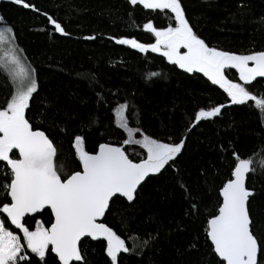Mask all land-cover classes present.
Masks as SVG:
<instances>
[{
  "label": "trees",
  "instance_id": "16d2710c",
  "mask_svg": "<svg viewBox=\"0 0 264 264\" xmlns=\"http://www.w3.org/2000/svg\"><path fill=\"white\" fill-rule=\"evenodd\" d=\"M40 12L15 5L11 0H0V15L15 26V42L24 59L35 68L40 84L38 94L31 101L27 113L30 123L40 126L41 112L51 103L60 109L57 116L61 126L67 123L68 134L57 130V167L71 174L80 170L72 147L77 133L86 135L87 150L99 143L110 142L123 146L130 158L139 159L145 154L135 144L124 145L127 135L115 124L113 111L118 103L129 100L132 107L127 113L129 127L140 128L143 134L152 135L163 142L172 137L178 142L187 136L183 154L178 157L175 169L166 166L162 174L147 179L136 201L129 204L124 198L111 203L102 222L112 227L131 247L137 237L146 233L159 236L142 255L124 254L120 264H216L210 256V241L206 240L207 219L218 208L219 187L230 173L233 151L241 157H251L257 167L264 160V120L254 103L229 105V98L202 73H186L169 64L166 58L150 50L145 53L128 45L115 43L110 37L136 38L140 43H154L155 37L143 28L151 21L163 28L172 23L167 11L133 6L129 0H27ZM190 24L209 46L246 54L264 49V27L257 30L251 23L264 17V0H244L251 15L241 22L233 14L241 0H181ZM47 12L58 20L68 35H59L50 25ZM174 26V25H173ZM94 36V40L85 37ZM152 72L161 78L151 77ZM79 73H90L96 83L82 79ZM229 79L238 81L235 69H226ZM264 94V78H257L251 89ZM13 91L12 83L0 70V106H6ZM100 92L108 101L98 104L95 93ZM116 94V95H113ZM221 104L229 105L212 120L201 121L186 131L200 108L208 109ZM51 111V109H49ZM75 112L80 119L65 121L64 114ZM98 123L87 126L89 115ZM140 133L134 135L140 137ZM256 155H252L253 152ZM13 158H17V153ZM5 162H0V168ZM204 173L202 175L201 173ZM184 182L192 199L199 204V213L188 215L192 200L179 184ZM10 182L0 173V201L4 187ZM250 187L257 195L251 203V215L264 232V176L251 178ZM2 206V205H0ZM50 210L27 217L25 225L34 229L36 220L50 226ZM14 229V226H11ZM19 233V232H18ZM196 247L193 248L192 245ZM88 264H111L106 255V242L83 240ZM47 264H58L54 254H48ZM31 264H43L34 254Z\"/></svg>",
  "mask_w": 264,
  "mask_h": 264
},
{
  "label": "snow or ice",
  "instance_id": "6c2138e0",
  "mask_svg": "<svg viewBox=\"0 0 264 264\" xmlns=\"http://www.w3.org/2000/svg\"><path fill=\"white\" fill-rule=\"evenodd\" d=\"M11 2L40 12L27 0ZM129 3L142 5L148 10L167 11L172 23L163 28L155 27L151 21L143 25L146 31L154 35V43H140L136 38L127 37L110 39L141 53L149 50L159 53L169 64L186 73H202L212 85L226 93L229 105L254 103L264 120V94L258 98L250 90L257 78H264V49L237 54L209 46L194 31L181 0H129ZM237 7L241 11L233 14L234 18L238 16L243 22L251 13L245 11L248 6L244 0ZM43 15L55 32L68 35L56 18L47 12ZM251 23L260 30L264 27V17ZM95 38L85 37L89 40ZM16 41L15 26L0 15V68L6 70L15 84L6 106H0V162H5L0 173L6 179L10 177V182L3 185L4 199L10 200L0 201V264H31L32 254L43 264H47L48 254H54L58 264H88L87 251L82 246L86 238L106 242L105 251L111 264H120L124 254L142 255L157 241L159 228L154 230L155 234L149 232L145 237H137L130 247L121 235L100 220L106 216L115 199L124 198L132 204L148 178L162 174L166 166L175 169L176 160L186 147L187 136L182 135L178 142L172 137H169V142H163L152 135L143 134L140 128L129 127L127 113L132 105L125 99L115 109L118 127L125 130L128 136L123 144L135 143L145 155L138 160L130 158L123 146L110 142L99 143L89 151L86 135L77 133L73 137L72 147L80 170L67 174L56 163L59 155L57 130L68 134L67 123L61 126L57 119L61 110L51 103L41 112L43 119L40 126L30 123L27 113L40 84L36 69H30L22 62L20 53L23 50L17 47ZM226 69H235L238 81L229 79L225 75ZM78 75L89 82L88 86L96 83L94 74ZM150 75L161 78L162 74L152 72ZM95 95L98 104L108 103L102 93ZM229 105L200 108L186 131L198 126L201 121L220 116L222 109ZM64 117L67 122L80 119L75 112L65 113ZM87 119L89 127L98 123V118L91 114ZM136 133L141 134L140 139H134ZM16 151L18 158H13ZM252 155H256V152ZM233 157L229 165L230 173L219 187L218 208L206 222L210 256L218 258L216 264H264V232L259 231L251 215V203L257 192L249 186L251 178L264 176V167H257L251 157H241L235 151ZM261 165H264V160H261ZM175 170L179 172V169ZM201 174L204 175L203 172ZM179 186L185 190V198L192 200L187 214H198L199 204L192 199L186 184L181 181ZM47 210H50L53 218L50 226L41 220H36L34 229L25 225L27 217ZM208 264H212V261L209 260Z\"/></svg>",
  "mask_w": 264,
  "mask_h": 264
},
{
  "label": "rangeland",
  "instance_id": "374dc122",
  "mask_svg": "<svg viewBox=\"0 0 264 264\" xmlns=\"http://www.w3.org/2000/svg\"><path fill=\"white\" fill-rule=\"evenodd\" d=\"M20 55H21V58H22V62H23L27 67H29V68L31 69L30 65H29V64L27 63V61L24 59L22 53H20ZM0 70H2L5 74H7V76L9 77V79H10V81H11V83H12L13 90H14L15 84H14V81L12 80L11 76L6 72L5 69L0 68ZM115 109H116V108H115ZM115 109H114V111H113V115H114L115 124L118 126V124H117V117H116V115H115ZM124 132H125L126 135H127V132H126L125 130H124ZM140 138H141V136L138 137V138H135V137H134V139H140ZM127 139H128V136H127ZM74 151H75V150H74ZM17 234L22 235V233H17Z\"/></svg>",
  "mask_w": 264,
  "mask_h": 264
},
{
  "label": "water",
  "instance_id": "95a60500",
  "mask_svg": "<svg viewBox=\"0 0 264 264\" xmlns=\"http://www.w3.org/2000/svg\"><path fill=\"white\" fill-rule=\"evenodd\" d=\"M50 25H51V24H50ZM51 26H52V25H51ZM52 27H53V26H52ZM53 28H54V27H53ZM58 34H59V35H62V34H60V33H58ZM16 153H17V158H18V151H16ZM9 200H10V198H9ZM32 215H35V214H32ZM32 215H31V216H32ZM102 219H103V218H101L100 222H102ZM89 239H91V238H89ZM91 240H92V239H91Z\"/></svg>",
  "mask_w": 264,
  "mask_h": 264
}]
</instances>
